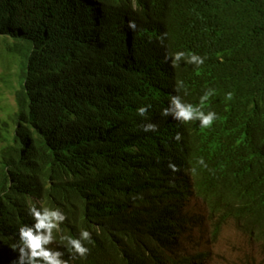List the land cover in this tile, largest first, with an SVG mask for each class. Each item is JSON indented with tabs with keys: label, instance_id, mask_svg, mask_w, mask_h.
<instances>
[{
	"label": "trees",
	"instance_id": "trees-1",
	"mask_svg": "<svg viewBox=\"0 0 264 264\" xmlns=\"http://www.w3.org/2000/svg\"><path fill=\"white\" fill-rule=\"evenodd\" d=\"M178 51L206 59L173 67ZM0 58L17 104L13 130L0 115V264L33 204L65 213L47 247L67 264H200L186 235L229 220L264 247V0H0ZM173 95L218 119L162 116ZM85 229L81 259L59 237Z\"/></svg>",
	"mask_w": 264,
	"mask_h": 264
},
{
	"label": "clouds",
	"instance_id": "clouds-1",
	"mask_svg": "<svg viewBox=\"0 0 264 264\" xmlns=\"http://www.w3.org/2000/svg\"><path fill=\"white\" fill-rule=\"evenodd\" d=\"M128 28L130 30L135 31V21L129 20ZM165 59H170L172 61L173 67H176L182 59L187 64L199 67L200 65L204 64L206 57L195 53L186 55L185 52L178 51L174 54L166 56ZM178 86H182V82H178ZM210 94V92H206L201 98V103H203V101L206 100ZM231 98L232 95L231 93H229L227 99L231 100ZM136 112L137 115H139L140 117L146 118L148 113V107L140 106L137 108ZM160 114L164 117L172 116L174 120L180 121L182 123H186L192 120H198L201 128L212 127L214 122L218 119V116L214 111H208L207 113H205L202 109L183 102L181 97L178 95H173L171 97L168 107L162 109ZM157 130L158 126L154 123L148 122L142 125V131L145 133L156 132ZM175 140H181V135L179 133L175 136ZM199 163L204 164L203 159H201ZM168 167L171 169L172 172L176 174V184L169 201L172 203L181 204L184 200L190 198L191 196L190 179L188 175H183L181 172H179L175 164L169 162ZM193 199L194 197L191 199V201ZM191 201L189 202L188 206H190ZM206 207L208 208V206ZM27 212L28 215L34 221V223H32L31 225L25 224L19 228V240L16 245L12 246L13 250L18 249L19 251V256L15 264H67L66 261L61 259L63 255L62 252L47 247L55 239V237L53 236V231L55 230L59 232L60 225L66 220L65 213L62 212L59 208L37 207L35 204L29 206ZM199 212L205 214L206 209L204 211ZM230 221L233 222V220H229L228 222ZM228 222L222 225L221 232L224 226L228 224ZM192 231L193 229H191L186 236L190 235ZM240 231L244 233L242 230ZM248 237L252 240H255L249 235ZM59 239L61 241H65V247L68 248L73 254H75L79 258L85 259L87 257L90 249L86 247V243L92 242V235L88 230H81L78 238H73L70 235H61ZM256 241L259 242L258 240ZM259 243L264 249L262 243ZM196 253H203L204 258L207 256V253L203 251H199ZM263 258L264 256H261L259 260L255 259V264H260Z\"/></svg>",
	"mask_w": 264,
	"mask_h": 264
},
{
	"label": "rangeland",
	"instance_id": "rangeland-1",
	"mask_svg": "<svg viewBox=\"0 0 264 264\" xmlns=\"http://www.w3.org/2000/svg\"><path fill=\"white\" fill-rule=\"evenodd\" d=\"M4 66L0 58V115L8 122L10 130H13L14 116L17 111L15 89L7 86L2 80ZM190 206L204 211V203L194 198ZM184 246L192 253L203 251L207 256L200 264H255V259L264 256V249L256 240L238 230L233 222H228L221 234L214 238L209 223H205L193 229L186 236Z\"/></svg>",
	"mask_w": 264,
	"mask_h": 264
}]
</instances>
